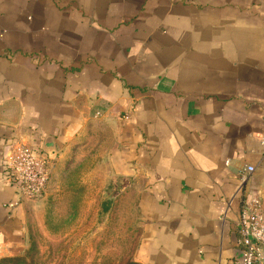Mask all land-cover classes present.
Instances as JSON below:
<instances>
[{"label":"crops","instance_id":"0c3cea01","mask_svg":"<svg viewBox=\"0 0 264 264\" xmlns=\"http://www.w3.org/2000/svg\"><path fill=\"white\" fill-rule=\"evenodd\" d=\"M90 133L134 212L136 264H233L248 166L264 208V0H0V256L38 203L8 207V148L51 167Z\"/></svg>","mask_w":264,"mask_h":264},{"label":"rangeland","instance_id":"374dc122","mask_svg":"<svg viewBox=\"0 0 264 264\" xmlns=\"http://www.w3.org/2000/svg\"><path fill=\"white\" fill-rule=\"evenodd\" d=\"M79 138L52 162L22 251L0 264H136V218L109 173L106 144L93 133Z\"/></svg>","mask_w":264,"mask_h":264},{"label":"built area","instance_id":"2783aa9c","mask_svg":"<svg viewBox=\"0 0 264 264\" xmlns=\"http://www.w3.org/2000/svg\"><path fill=\"white\" fill-rule=\"evenodd\" d=\"M51 157L30 145L16 143L8 148L2 160L4 180L16 186L18 200L9 204L15 208L24 201L40 199L50 181ZM254 168H245L239 181L236 196L240 207L234 223L240 256L233 264H264V208L259 197L244 190Z\"/></svg>","mask_w":264,"mask_h":264},{"label":"water","instance_id":"95a60500","mask_svg":"<svg viewBox=\"0 0 264 264\" xmlns=\"http://www.w3.org/2000/svg\"><path fill=\"white\" fill-rule=\"evenodd\" d=\"M45 152H46V154H52V152L50 153V151H46V150H45Z\"/></svg>","mask_w":264,"mask_h":264}]
</instances>
